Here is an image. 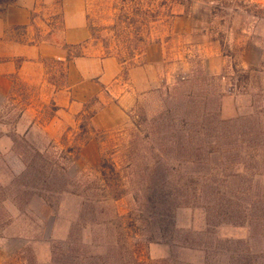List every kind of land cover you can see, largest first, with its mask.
<instances>
[{
    "label": "rangeland",
    "instance_id": "rangeland-1",
    "mask_svg": "<svg viewBox=\"0 0 264 264\" xmlns=\"http://www.w3.org/2000/svg\"><path fill=\"white\" fill-rule=\"evenodd\" d=\"M85 1L97 29L122 7ZM56 4L48 0L53 13L42 18L49 34L61 28ZM155 6L149 44L165 45L171 73L125 125L93 134L95 165L88 118L99 104L92 99L76 127L58 113L63 62L10 75L11 94L0 97V264H264V0ZM110 166L126 190L118 201L103 196ZM207 185L232 209L218 215Z\"/></svg>",
    "mask_w": 264,
    "mask_h": 264
},
{
    "label": "crops",
    "instance_id": "crops-1",
    "mask_svg": "<svg viewBox=\"0 0 264 264\" xmlns=\"http://www.w3.org/2000/svg\"><path fill=\"white\" fill-rule=\"evenodd\" d=\"M47 2L0 0V97L5 98L11 90L10 75L23 76L28 67H36L44 59L63 62L65 85L53 97L58 113L72 119L69 125L76 127L88 103L96 99L99 104L90 119L94 132L90 131L88 143L90 164L95 165L99 153L93 134L121 128L142 96L160 90L169 78L166 48L161 43L147 45L135 58L134 67L125 66L127 74L123 76L124 66L92 39L85 0H60L61 4L54 5L60 8L62 22L51 34L45 25L50 22L42 20L53 13ZM17 60H23L21 65Z\"/></svg>",
    "mask_w": 264,
    "mask_h": 264
},
{
    "label": "trees",
    "instance_id": "trees-1",
    "mask_svg": "<svg viewBox=\"0 0 264 264\" xmlns=\"http://www.w3.org/2000/svg\"><path fill=\"white\" fill-rule=\"evenodd\" d=\"M120 1L122 7L120 8V13L116 14L112 19V26L100 29L94 28L90 22L88 12L86 17L88 30L92 39L102 44L103 48L106 50V55L115 57L118 62L124 66L122 74L123 76H126L127 69L125 66H131V62H133L136 57L141 56L145 47L149 44V37L151 35V29H149V26L151 23L158 21V18L161 15V8H159V6H155L154 8L155 0ZM212 14H216L215 8H212ZM166 16L172 18V14L170 13ZM101 31H104L105 33L97 34L101 33ZM75 56L79 57L80 54L77 53ZM68 60H70L69 55L66 58V61ZM12 78L14 80L17 79L16 74L12 75ZM94 114L95 113L90 115L88 120H90ZM87 126L88 124H81L79 128L82 132H87ZM91 131H94L92 127ZM105 167L106 163L102 159L99 168L102 169ZM110 169L112 178L106 177L105 173H101L105 184L103 188V196L105 198L104 200L118 201L125 196L126 190L123 188L124 185L121 183V177L117 172L116 167L110 166ZM162 182L166 183V181L163 180ZM214 184L215 183H212V185ZM204 190V197H210L213 199L215 201L214 207H216L217 210L220 209L218 210V213H220H217L218 215L224 214L223 210H226L227 208L232 209L233 200L230 201L228 198L221 197L216 187L207 185V187H204ZM234 206L236 207V210L243 208L241 201L240 203L239 201L235 202Z\"/></svg>",
    "mask_w": 264,
    "mask_h": 264
}]
</instances>
